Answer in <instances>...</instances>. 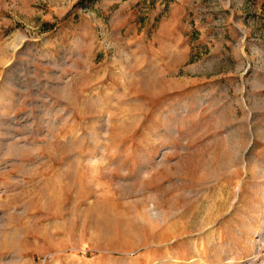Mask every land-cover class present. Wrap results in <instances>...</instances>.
I'll return each mask as SVG.
<instances>
[{
  "label": "rangeland",
  "instance_id": "obj_1",
  "mask_svg": "<svg viewBox=\"0 0 264 264\" xmlns=\"http://www.w3.org/2000/svg\"><path fill=\"white\" fill-rule=\"evenodd\" d=\"M0 264H264V0H0Z\"/></svg>",
  "mask_w": 264,
  "mask_h": 264
}]
</instances>
